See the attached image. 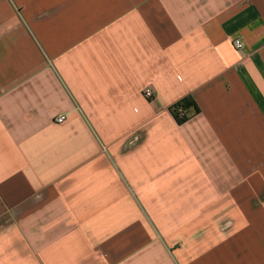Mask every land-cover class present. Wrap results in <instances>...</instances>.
<instances>
[{"label":"crops","instance_id":"crops-1","mask_svg":"<svg viewBox=\"0 0 264 264\" xmlns=\"http://www.w3.org/2000/svg\"><path fill=\"white\" fill-rule=\"evenodd\" d=\"M0 264H264V0H0Z\"/></svg>","mask_w":264,"mask_h":264},{"label":"trees","instance_id":"trees-1","mask_svg":"<svg viewBox=\"0 0 264 264\" xmlns=\"http://www.w3.org/2000/svg\"><path fill=\"white\" fill-rule=\"evenodd\" d=\"M194 102L192 101V99L190 97L185 98L183 100H181L180 102H178L173 108H172V113L174 114L176 120L179 123H183L186 121V119L188 118L187 115H184L182 117H180V113L179 110H184L189 112V108L194 107Z\"/></svg>","mask_w":264,"mask_h":264},{"label":"built area","instance_id":"built-area-1","mask_svg":"<svg viewBox=\"0 0 264 264\" xmlns=\"http://www.w3.org/2000/svg\"><path fill=\"white\" fill-rule=\"evenodd\" d=\"M234 44H235V47L237 49H242L243 48V44L241 43V41L239 40H235L234 41ZM144 96L147 98V99H151L153 98V91L151 88H147L144 92ZM179 113H180V117L184 116V115H187L188 117V114H187V111H184V110H179ZM65 120V117H60L58 118L57 122L58 123H63Z\"/></svg>","mask_w":264,"mask_h":264},{"label":"rangeland","instance_id":"rangeland-1","mask_svg":"<svg viewBox=\"0 0 264 264\" xmlns=\"http://www.w3.org/2000/svg\"><path fill=\"white\" fill-rule=\"evenodd\" d=\"M187 114H188V112H187Z\"/></svg>","mask_w":264,"mask_h":264}]
</instances>
